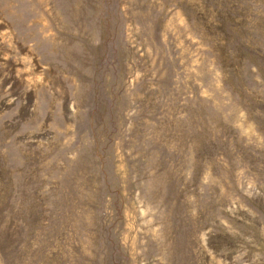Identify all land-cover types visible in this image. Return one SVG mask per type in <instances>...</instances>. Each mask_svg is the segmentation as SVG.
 Returning <instances> with one entry per match:
<instances>
[{
  "label": "rangeland",
  "instance_id": "rangeland-1",
  "mask_svg": "<svg viewBox=\"0 0 264 264\" xmlns=\"http://www.w3.org/2000/svg\"><path fill=\"white\" fill-rule=\"evenodd\" d=\"M0 264H264V0H0Z\"/></svg>",
  "mask_w": 264,
  "mask_h": 264
}]
</instances>
